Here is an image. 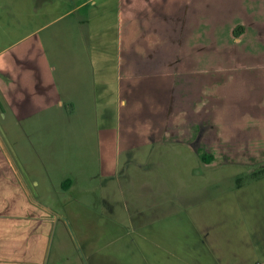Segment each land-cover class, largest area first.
<instances>
[{
	"label": "crops",
	"instance_id": "1",
	"mask_svg": "<svg viewBox=\"0 0 264 264\" xmlns=\"http://www.w3.org/2000/svg\"><path fill=\"white\" fill-rule=\"evenodd\" d=\"M21 1L0 16V120L94 107L97 65L105 74L111 61L103 88L116 115L97 129L100 172L115 179L132 226L199 205L213 181L237 175L241 163L224 155L264 159V0H103L91 15L87 2L63 0L39 22L24 12L46 0ZM110 15L112 48L95 50L90 26ZM31 195L1 161L0 264H36L20 239L27 221L33 233L45 224Z\"/></svg>",
	"mask_w": 264,
	"mask_h": 264
},
{
	"label": "rangeland",
	"instance_id": "2",
	"mask_svg": "<svg viewBox=\"0 0 264 264\" xmlns=\"http://www.w3.org/2000/svg\"><path fill=\"white\" fill-rule=\"evenodd\" d=\"M20 1L16 0V3ZM79 1L87 2L84 9L89 10L90 14L93 1L100 3L103 0ZM13 2L0 0V16H12ZM32 6L34 10H31ZM65 7L63 0H46L42 5L40 2L32 4L24 13H35L39 22ZM90 27L93 49H111V42L116 38L113 17L106 16L98 24L94 19ZM95 45L100 47L96 48ZM97 66L99 98L94 107H76L75 110L68 106L55 108L47 121H27L16 127L10 119L0 120V139L3 142V154L0 155L3 159L0 157V163L7 162L13 167L21 186L29 187L32 192L30 200H26L31 203V200H36L38 208L43 210L40 215L45 226L33 233L32 224L27 221L25 228H22L26 234L20 238L25 247L32 246L30 252L34 262H263L264 178L245 182L239 189L237 186L238 177L259 169L258 164L252 166L255 159H250L251 163L247 160L248 156H258V161L262 160L260 163H263L264 159L258 154L224 155L228 161L241 163L239 168L229 170L235 171L238 176L234 174L236 176L227 180L213 181L199 205L185 208L183 212L146 227L131 225L126 202L115 179L104 177L100 172L97 129L113 122L116 113L114 104H107L109 98L103 88V81H108L104 76L112 78L114 64L111 61L106 64L105 74L102 67ZM221 161L217 156V162ZM215 177L219 178L220 175ZM67 178L74 183L66 190L62 183ZM20 218L26 221L28 216L22 215Z\"/></svg>",
	"mask_w": 264,
	"mask_h": 264
},
{
	"label": "trees",
	"instance_id": "3",
	"mask_svg": "<svg viewBox=\"0 0 264 264\" xmlns=\"http://www.w3.org/2000/svg\"><path fill=\"white\" fill-rule=\"evenodd\" d=\"M1 106V104H0ZM264 178V167L262 168H259V169H256V170H252L251 172H249L248 175L246 176H241V177H238L237 178V186H242L245 182H252L254 180H260V179H263ZM69 183H70V180H67L63 186L65 188H68L69 187Z\"/></svg>",
	"mask_w": 264,
	"mask_h": 264
}]
</instances>
